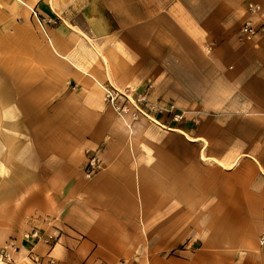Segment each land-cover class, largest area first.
<instances>
[{
  "label": "crops",
  "instance_id": "1",
  "mask_svg": "<svg viewBox=\"0 0 264 264\" xmlns=\"http://www.w3.org/2000/svg\"><path fill=\"white\" fill-rule=\"evenodd\" d=\"M264 0H0V249L15 264H264ZM183 114L127 123L104 86ZM103 169L86 177L87 151ZM55 236L53 244L33 237Z\"/></svg>",
  "mask_w": 264,
  "mask_h": 264
},
{
  "label": "built area",
  "instance_id": "2",
  "mask_svg": "<svg viewBox=\"0 0 264 264\" xmlns=\"http://www.w3.org/2000/svg\"><path fill=\"white\" fill-rule=\"evenodd\" d=\"M251 16L260 15L261 23L256 26L251 21L244 24L242 28L243 40H251L259 34H264V10L258 6L251 5L249 8ZM104 98L107 105L117 114V116L127 123H136L141 120H147L157 126L163 127L155 116L159 114H168L174 122H182L183 114H176L174 108H168L160 103L152 102L147 93L136 92L134 90H118L111 84L104 86ZM86 177L91 178L103 169V160L99 151H87ZM33 237L43 239L47 244H53L56 241L55 236L43 238L39 231L32 234ZM259 244L264 248V231L259 238ZM32 264H42L39 258H30ZM0 263L12 264L13 258L11 252L3 250L0 253Z\"/></svg>",
  "mask_w": 264,
  "mask_h": 264
},
{
  "label": "rangeland",
  "instance_id": "3",
  "mask_svg": "<svg viewBox=\"0 0 264 264\" xmlns=\"http://www.w3.org/2000/svg\"><path fill=\"white\" fill-rule=\"evenodd\" d=\"M16 241H17L16 237H10V239L6 242V244L4 246H2L0 249V253L3 250H8L9 252H11V256L13 258L12 264L16 263L15 255L19 251V248H18V245L16 244ZM0 264H4V263H0ZM5 264H7V263H5Z\"/></svg>",
  "mask_w": 264,
  "mask_h": 264
}]
</instances>
